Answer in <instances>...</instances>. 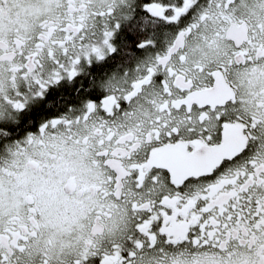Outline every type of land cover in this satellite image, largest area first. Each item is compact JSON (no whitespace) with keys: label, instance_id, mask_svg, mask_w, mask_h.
Segmentation results:
<instances>
[{"label":"snow or ice","instance_id":"6c2138e0","mask_svg":"<svg viewBox=\"0 0 264 264\" xmlns=\"http://www.w3.org/2000/svg\"><path fill=\"white\" fill-rule=\"evenodd\" d=\"M0 264H264V0H0Z\"/></svg>","mask_w":264,"mask_h":264}]
</instances>
